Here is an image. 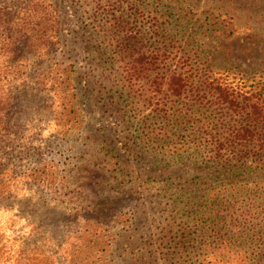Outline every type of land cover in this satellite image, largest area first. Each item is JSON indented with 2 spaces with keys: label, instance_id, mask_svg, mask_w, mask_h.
Wrapping results in <instances>:
<instances>
[{
  "label": "rangeland",
  "instance_id": "obj_1",
  "mask_svg": "<svg viewBox=\"0 0 264 264\" xmlns=\"http://www.w3.org/2000/svg\"><path fill=\"white\" fill-rule=\"evenodd\" d=\"M26 1L0 0V9L13 3L19 21ZM35 3L34 21L56 19L59 44L41 57L24 47L20 55L52 67L59 82L62 68L72 70L74 84L43 89L22 80L5 89L0 264H212L210 249L232 236L237 218L245 221L240 244L257 252L264 170L211 159L181 132L158 138L159 126L182 121L186 99H168L160 89L155 99L165 112L155 116L146 79L126 76L138 55L165 38L206 49L212 67L231 75L264 77V0ZM121 30L136 31L123 54L112 35ZM216 30L235 32L226 39ZM34 69L25 75L35 82ZM181 146L185 153L171 160Z\"/></svg>",
  "mask_w": 264,
  "mask_h": 264
},
{
  "label": "trees",
  "instance_id": "obj_2",
  "mask_svg": "<svg viewBox=\"0 0 264 264\" xmlns=\"http://www.w3.org/2000/svg\"><path fill=\"white\" fill-rule=\"evenodd\" d=\"M35 6V0L26 1L23 17L19 21L18 12L14 14L16 6L13 3L0 9V139L6 133L5 120L10 108L11 97L5 91L6 87L12 84L18 86L22 80L30 81L37 87L40 85L43 89H59L62 84L63 89H69L74 84L70 75L72 70L62 68L64 79L59 82V77L53 75L52 67L46 71L42 68L41 61L29 62L20 55V48L24 47L41 57L43 54H50L52 46L59 44L58 33L55 32L56 19L51 21L50 18L43 17L42 22L34 21L32 13ZM104 7L119 10L109 4ZM134 32L136 31L121 30L112 33L117 38L115 41L118 53L123 54L128 48L129 38L135 40L130 35ZM152 32L155 36L160 34L158 29ZM234 32L214 31L220 38L226 39L232 38ZM210 33L211 31H207L206 34ZM166 41L163 38L159 46L150 47V50L138 55L128 67L126 76L129 82L133 80L134 73L141 74L146 79V84H149L147 89L152 94L148 103L154 102L155 116L165 112L158 110L161 106L159 100L155 99L161 94L160 89H163L168 99H186L187 104L180 110L179 119L182 121L159 126L154 130L157 137L165 140L176 132H181L197 150L207 153L211 159L226 162L250 161L251 166L248 168L264 170V77L231 75L227 70L212 67L213 61L206 49H200V46L189 42L181 43L171 39ZM48 45L49 49L45 50ZM37 50L41 51L36 52ZM30 66L35 68V82L25 75V69ZM61 94L65 97L69 95L66 92ZM72 96L74 97V93ZM173 109L168 111L176 115ZM178 150L182 152L169 155L171 160L180 158L181 153H185L183 146ZM244 222L238 218L231 220L232 236L229 239L219 237V245L210 249L213 250L212 264H252L254 259H261L264 264V237L254 254L238 240L239 223ZM245 242H251L247 234ZM202 256L204 259V255Z\"/></svg>",
  "mask_w": 264,
  "mask_h": 264
}]
</instances>
